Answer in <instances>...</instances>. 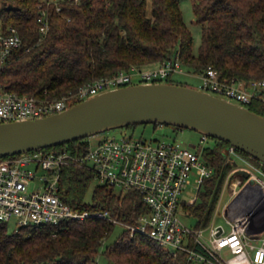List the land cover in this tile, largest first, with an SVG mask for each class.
I'll return each mask as SVG.
<instances>
[{
	"label": "trees",
	"instance_id": "1",
	"mask_svg": "<svg viewBox=\"0 0 264 264\" xmlns=\"http://www.w3.org/2000/svg\"><path fill=\"white\" fill-rule=\"evenodd\" d=\"M192 2L202 32L197 52L181 0H152L151 10L147 0H0L4 26L15 27L23 38V46L3 69V81L8 90L21 95L60 98L98 78L133 67L155 66L177 56L189 73L213 67L223 79H264V0ZM42 8L49 13L45 35L38 21ZM166 81L176 83L172 76ZM248 107L264 116L263 101L254 99ZM89 138L41 150L83 154ZM210 138L214 143L205 147L203 157L213 173L204 179L197 201L184 203L187 214L198 219V228L210 224L226 176L235 165L227 153L231 143ZM94 180L93 170L66 166L59 194L74 208L108 211L128 225H136L148 212L137 190L117 191L98 183L88 200ZM8 224L0 220V264H100L101 257L106 264H195L185 253L174 256L148 235L132 233L124 225L108 242L119 225L109 219L89 217L58 226H18L14 232Z\"/></svg>",
	"mask_w": 264,
	"mask_h": 264
},
{
	"label": "built area",
	"instance_id": "2",
	"mask_svg": "<svg viewBox=\"0 0 264 264\" xmlns=\"http://www.w3.org/2000/svg\"><path fill=\"white\" fill-rule=\"evenodd\" d=\"M59 1L49 0L50 3ZM48 17V10L42 8L38 21L43 35L49 29ZM22 46L23 38L18 30L12 26L5 27L0 17V122L57 113L78 100L135 84V79L138 83L166 82L164 80L174 73L188 72L177 56L155 66L133 67L98 78L60 98L21 95L7 89L2 72ZM191 74L201 78V90L242 106L248 107L254 99L264 102V79H223L213 67ZM101 133L90 136L88 149L83 154L39 149L0 158V220L15 221L17 226H58L70 220L99 217L122 224L132 233L148 235L174 256L185 253L195 264H264L262 160L240 151L233 144L228 146V156L233 157L235 165L226 176L223 187L230 184L234 174L244 175L246 179L238 177L231 186L232 200L225 209L231 229L228 231L223 225L212 223L208 225L209 236L203 237L204 229L191 227L183 217L189 216L184 203L197 201L204 179L213 173V167L203 157L205 147L195 149L176 139L135 138L133 135L117 138ZM201 135L203 142L210 139L206 133ZM66 166L89 168L102 184L122 191H139L148 212L141 215L136 225H128L113 218L108 211L74 208L59 194ZM192 177H195L197 193L187 199L184 190L192 183ZM31 184H34V190H29ZM253 240L259 243H253Z\"/></svg>",
	"mask_w": 264,
	"mask_h": 264
},
{
	"label": "water",
	"instance_id": "3",
	"mask_svg": "<svg viewBox=\"0 0 264 264\" xmlns=\"http://www.w3.org/2000/svg\"><path fill=\"white\" fill-rule=\"evenodd\" d=\"M144 123L197 130L228 141L264 162L263 115L200 88L167 81L129 84L57 113L0 122V158Z\"/></svg>",
	"mask_w": 264,
	"mask_h": 264
},
{
	"label": "rangeland",
	"instance_id": "4",
	"mask_svg": "<svg viewBox=\"0 0 264 264\" xmlns=\"http://www.w3.org/2000/svg\"><path fill=\"white\" fill-rule=\"evenodd\" d=\"M148 2V8L149 10H151L152 8V0H147ZM0 7H1V3H0ZM181 9L183 11V15H184V19L186 24L189 26L190 30L192 31L193 34V38H194V42H193V50L195 52L198 51L199 46L201 44V40H202V32H201V27L199 24H197L196 22V18L194 15V11H193V2L192 0H181ZM173 81H175L176 83H181L184 85H188L194 88H201L202 86V80L200 77L196 76V75H192L191 73H174L172 76ZM166 81V80H164ZM133 83H138V80L135 79V81H133ZM101 135L103 136H116L117 138H120L122 136H126V135H133L135 138L144 136L147 138H160V139H168V140H172V139H176L177 141L183 143L184 145H188L191 147H197V149L199 147H209L211 145H213V139H209L207 142H203L201 140V132L197 131V130H193L190 128H182L179 130H175L174 127L170 126V125H157L155 126L152 123H148V124H137L135 126L132 127H119V128H113V129H109L106 130L104 132L101 133ZM238 177H242L243 179H246L244 175L241 174H234L231 177L230 180V184L226 187H223L221 190V193L219 195V198L215 204V208L212 214V218H211V222L210 224H214L215 226L217 225H223L226 230H230L231 226L230 224L227 222L226 216L225 215V209L226 206L231 202L232 200V195H231V186L232 183L235 181L236 178ZM195 177H192V183L189 184L187 186V188H185L184 190V196L187 199H190L193 197L194 194L197 193V187H196V183H195ZM100 183L99 180L95 179L93 181L92 187L89 190L87 199L91 200V194H92V188L95 184ZM34 184H31L29 186V190H34ZM117 191H119V188H116ZM188 191L190 192V194H188ZM185 219V221L193 228L197 227V223H198V219L195 216H186L183 217ZM122 224L117 225L113 235L111 236V238L108 240V242L113 241L122 231ZM18 228V226L15 224V221H11L8 224V229L10 232H14L16 229ZM203 230V237H208L209 233H210V228L209 226H205V227H200ZM253 243H259V241H252ZM100 264H106L105 258L101 257L100 258Z\"/></svg>",
	"mask_w": 264,
	"mask_h": 264
}]
</instances>
